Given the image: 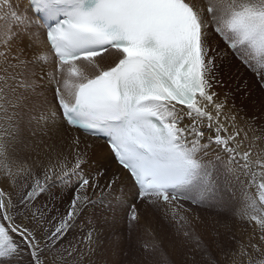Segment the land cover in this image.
I'll return each mask as SVG.
<instances>
[{"label":"snow or ice","instance_id":"obj_1","mask_svg":"<svg viewBox=\"0 0 264 264\" xmlns=\"http://www.w3.org/2000/svg\"><path fill=\"white\" fill-rule=\"evenodd\" d=\"M241 68L264 89V0H0V264H97L101 218L131 233L149 210L182 264H224L193 208L258 225L232 264H264V109ZM81 222L87 259L65 245ZM157 233L131 264H161Z\"/></svg>","mask_w":264,"mask_h":264},{"label":"rangeland","instance_id":"obj_2","mask_svg":"<svg viewBox=\"0 0 264 264\" xmlns=\"http://www.w3.org/2000/svg\"><path fill=\"white\" fill-rule=\"evenodd\" d=\"M241 71L247 77L251 91V96L244 101L245 111L249 115L253 112L259 113L264 109V89L261 88L255 77L243 68H241ZM237 104H240L239 99ZM74 184L75 180L68 183L67 186L60 184L58 187L62 190V194L67 195ZM234 191V202L238 205L241 199V190L237 187ZM106 207L107 204L101 206L99 210L90 208L86 219L92 222L93 213L99 217L101 211ZM193 212L200 217V220L193 221L197 232L219 258L224 261V264H232L234 258L239 261L241 245H247L250 237L256 239L259 237V227L251 221L225 215L211 208H193ZM105 221L108 223L99 230L101 236L100 246L92 256L97 264H111L112 261H117L119 264H131L136 258L144 255L141 244L151 246L153 243V235L149 234L153 229H158L157 235L163 240L160 250L154 254V260L160 261L161 264L165 259L168 264H182L186 258L187 247L183 244L181 238L175 237L168 225L151 210L141 218V228L131 233L128 230L127 220L122 213L119 216H105L101 218L100 223L105 224ZM144 225L149 226V232L143 230ZM87 233L86 224L81 222L68 234L65 240V245L76 246L84 252L85 259H87L86 254L89 245ZM256 239L253 240V243L256 242ZM217 242L220 243L221 248H217ZM232 253L236 254L235 257ZM253 256L257 259L260 258L256 253H253ZM187 258L190 259V257Z\"/></svg>","mask_w":264,"mask_h":264},{"label":"bare ground","instance_id":"obj_3","mask_svg":"<svg viewBox=\"0 0 264 264\" xmlns=\"http://www.w3.org/2000/svg\"><path fill=\"white\" fill-rule=\"evenodd\" d=\"M28 2V0H20V4L23 6V5H26ZM70 183V182H69Z\"/></svg>","mask_w":264,"mask_h":264}]
</instances>
